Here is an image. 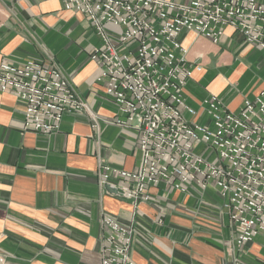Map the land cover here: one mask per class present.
<instances>
[{"label":"crops","instance_id":"crops-1","mask_svg":"<svg viewBox=\"0 0 264 264\" xmlns=\"http://www.w3.org/2000/svg\"><path fill=\"white\" fill-rule=\"evenodd\" d=\"M180 38L188 61L203 64L185 86L189 103L216 93L237 109L263 86L264 53L233 28L218 43L191 31ZM98 43L87 17L63 0H0V62L58 66L87 106L65 114L57 132L26 131L24 103L0 90V254L8 264H100L102 219L111 216L132 228L138 264H264V234L237 246L213 186L181 193L159 185L134 205L100 184L103 164L134 170L140 152L138 131L112 123L116 106L89 58ZM224 45L236 48L233 58Z\"/></svg>","mask_w":264,"mask_h":264},{"label":"built area","instance_id":"built-area-1","mask_svg":"<svg viewBox=\"0 0 264 264\" xmlns=\"http://www.w3.org/2000/svg\"><path fill=\"white\" fill-rule=\"evenodd\" d=\"M63 6L85 15L99 38L89 58L116 106L112 123L139 133L136 169L103 164L100 184L120 189L134 205L151 201L159 185L181 193L213 186L237 246L264 234V79L237 109L216 93L191 104L184 89L202 67L188 61L180 38L191 31L218 43L231 27L264 53V0H63ZM0 90L24 103L26 131L57 132L65 114L87 109L60 68L38 60L0 62ZM102 227L100 264H138L130 254L132 228L111 216ZM0 264H8L2 254Z\"/></svg>","mask_w":264,"mask_h":264},{"label":"rangeland","instance_id":"rangeland-1","mask_svg":"<svg viewBox=\"0 0 264 264\" xmlns=\"http://www.w3.org/2000/svg\"><path fill=\"white\" fill-rule=\"evenodd\" d=\"M245 47H241V50L242 49H244ZM222 49H224V50H226L231 56H232V58H233V56H235V53L234 52H236L237 50H236V48L234 47V46H232V47H230L229 45H224L223 46V48ZM234 50V51H233ZM236 50V51H235ZM239 50V49H238ZM255 51V49H253L252 51L250 50V55H253L254 53H252V52H254ZM255 52H257V51H255ZM198 63L201 65V67L203 66V64H202V62L201 61H198ZM233 63H234V61H233ZM229 65V64H228ZM246 65H248V64H246ZM250 65V64H249ZM234 66H236V63L235 64H230V71H229V73H231V68H233ZM250 66H253V69L251 68V71H253V74H255L254 73V71H255V69L258 67V64L256 63V61L253 63V64H251ZM256 75V78L254 79V82L256 81V79H258L259 77H261L260 75H261V73L259 74V73H256L255 74ZM246 76L247 75H244V79L246 78ZM230 78V77H229ZM232 78H233V76H232ZM239 77H238V75L237 76H234V80H237ZM244 79H242V80H244ZM196 151L197 152H200L202 149H203V145H199V146H197L196 148ZM160 222H161V220H160Z\"/></svg>","mask_w":264,"mask_h":264},{"label":"water","instance_id":"water-1","mask_svg":"<svg viewBox=\"0 0 264 264\" xmlns=\"http://www.w3.org/2000/svg\"><path fill=\"white\" fill-rule=\"evenodd\" d=\"M106 189H111V191H113L114 193H121L120 189H114L112 187H110L109 185H105Z\"/></svg>","mask_w":264,"mask_h":264}]
</instances>
